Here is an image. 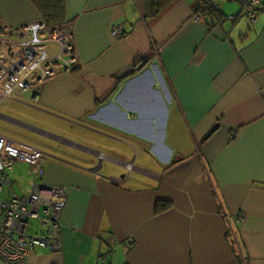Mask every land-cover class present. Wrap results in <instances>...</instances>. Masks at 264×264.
<instances>
[{"label": "crops", "instance_id": "0c3cea01", "mask_svg": "<svg viewBox=\"0 0 264 264\" xmlns=\"http://www.w3.org/2000/svg\"><path fill=\"white\" fill-rule=\"evenodd\" d=\"M161 1L66 0L65 58L78 63L15 93L39 105H26L33 116L0 112L7 138L52 156L45 183L69 191L61 253L37 248L28 264H264L263 6L251 26L241 0L237 12L211 0L198 22L195 0ZM0 20L18 28L42 15L31 0H0ZM21 164L26 189L9 173L19 195L32 184L27 162L11 172Z\"/></svg>", "mask_w": 264, "mask_h": 264}, {"label": "built area", "instance_id": "2783aa9c", "mask_svg": "<svg viewBox=\"0 0 264 264\" xmlns=\"http://www.w3.org/2000/svg\"><path fill=\"white\" fill-rule=\"evenodd\" d=\"M197 11L193 20L207 17L211 0H195ZM250 6L248 16L251 21L258 19V10L264 3L259 0H242ZM112 33L119 36L122 29L114 28ZM70 28L51 29L42 20L34 24L8 28L0 20V102L15 93L41 91L40 85L31 86L32 78L38 84L49 76L64 73L65 68L77 64V58H65L73 46L69 41ZM56 43L59 52L52 55L44 47ZM37 80V79H36ZM14 98V97H13ZM52 156L23 146L0 135V263L28 264L29 256L37 248L61 253L59 221L67 204L69 191L66 186L47 184L44 181L43 162ZM19 162L29 164L32 175L31 190L19 195L13 188L9 172ZM41 212L45 219H41ZM40 219L45 230L31 235V221ZM60 264V263H53ZM97 264H107L101 256Z\"/></svg>", "mask_w": 264, "mask_h": 264}, {"label": "rangeland", "instance_id": "374dc122", "mask_svg": "<svg viewBox=\"0 0 264 264\" xmlns=\"http://www.w3.org/2000/svg\"><path fill=\"white\" fill-rule=\"evenodd\" d=\"M222 1H224V0H222ZM224 5L226 6L227 10H228V6H229L232 9V11L236 10V12H237L239 10V8H237V7L239 5H241V3L240 2H236V0H233V2L232 1H225ZM227 12L229 13V11H227ZM245 17H246L249 25L252 26V24L250 23V22H252L250 17L248 15H245ZM44 49L47 52L52 50V49H49L48 47H44ZM53 50H55V49H53ZM55 51L57 52V50H55ZM58 52H59V47H58ZM15 96L20 97L25 104H23V103L22 104L21 103H15V102H12V101H10L9 99L6 98V99H4V101H3L2 105H1V109H0L1 114L4 115V116H7V117H12V116L23 117V116H29V115L33 116L34 112H32V111H34V110H32L31 108H29V106H26V105H28L30 103H31V106L39 107V105L36 104V103L32 104V102H30V99H31L30 96L31 95L30 94H28V95L27 94H24V95L23 94L22 95L16 94ZM36 115L38 116V114H36ZM44 121L46 122L45 123L46 125L54 124V122L49 117H46L44 119ZM10 131H11V125L9 124V122H7V121H5L3 119H0V132L2 134L6 135V137H7V135L10 134ZM22 142L30 144L29 140H24V141L22 140ZM40 143L42 145H40L39 148L51 150V147L49 145H47L46 143L41 142V141H40ZM9 173H10L11 178L14 179V180H17V182L20 184L21 187H23L24 189L27 188L28 181H29V176L27 174L26 165L25 164H21V170L20 171H13V172L10 171ZM15 190L17 192H19V188L18 187H15ZM38 223H39V220L33 219L31 221V224H32L33 227H37ZM31 232L33 234L35 233L34 231L30 230V233ZM116 257H117L118 263L122 264V261L119 259V257L118 256H116ZM108 264H117V262L114 263L113 262V257L111 256L110 257V262H108Z\"/></svg>", "mask_w": 264, "mask_h": 264}, {"label": "trees", "instance_id": "16d2710c", "mask_svg": "<svg viewBox=\"0 0 264 264\" xmlns=\"http://www.w3.org/2000/svg\"><path fill=\"white\" fill-rule=\"evenodd\" d=\"M34 6L37 7L42 15V20L48 27L63 28L67 25V3L66 0H31ZM164 1L153 0V9L163 7ZM168 2L166 1L165 4ZM264 9V6H263ZM163 208V205L158 203L157 210Z\"/></svg>", "mask_w": 264, "mask_h": 264}, {"label": "water", "instance_id": "95a60500", "mask_svg": "<svg viewBox=\"0 0 264 264\" xmlns=\"http://www.w3.org/2000/svg\"><path fill=\"white\" fill-rule=\"evenodd\" d=\"M147 62H148V59H146V60H145V61H144L139 67L133 66V67H130V68L126 69L125 71H123V72L121 73L122 77L128 75L129 73H131V72H133V71H135V70H138V71L142 70V68H144V66L146 65ZM218 128H219L218 125H216L215 127H213V129H212L211 132L209 133V136H210L213 132H215Z\"/></svg>", "mask_w": 264, "mask_h": 264}, {"label": "flooded vegetation", "instance_id": "af4514ba", "mask_svg": "<svg viewBox=\"0 0 264 264\" xmlns=\"http://www.w3.org/2000/svg\"><path fill=\"white\" fill-rule=\"evenodd\" d=\"M8 27V26H7ZM8 28H12V29H17V28H14V27H8ZM71 57V56H70ZM76 65L75 64H71L69 67H67V68H65V72L64 73H70L71 71H72V69H73V67H75ZM57 74H63V73H57ZM57 76V75H56ZM54 77V76H53ZM49 78H51L50 76L47 78V79H49ZM33 79V78H32ZM31 79V80H32ZM46 79V80H47ZM45 80V81H46ZM37 81V80H36ZM38 85V84H37ZM37 85H34V83L33 82H31V86L32 87H34L35 86V88L37 87ZM30 92V91H29Z\"/></svg>", "mask_w": 264, "mask_h": 264}]
</instances>
